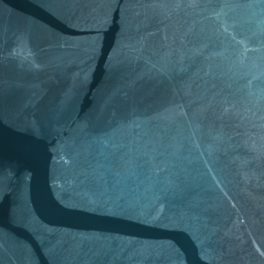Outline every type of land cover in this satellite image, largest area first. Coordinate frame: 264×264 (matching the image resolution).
I'll use <instances>...</instances> for the list:
<instances>
[{"label":"water","instance_id":"1","mask_svg":"<svg viewBox=\"0 0 264 264\" xmlns=\"http://www.w3.org/2000/svg\"><path fill=\"white\" fill-rule=\"evenodd\" d=\"M0 264H264V0H0Z\"/></svg>","mask_w":264,"mask_h":264}]
</instances>
